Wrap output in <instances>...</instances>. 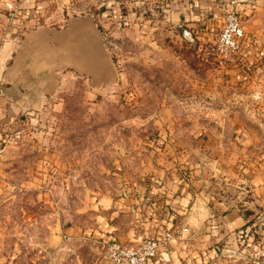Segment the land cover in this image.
<instances>
[{"label": "rangeland", "instance_id": "1", "mask_svg": "<svg viewBox=\"0 0 264 264\" xmlns=\"http://www.w3.org/2000/svg\"><path fill=\"white\" fill-rule=\"evenodd\" d=\"M220 1L202 30L171 0H0V42L40 23L59 24L48 17L54 11L99 14L116 78L112 89L89 98L91 89L75 80L43 112L22 115L20 129L8 118L0 139V264H103L99 231L120 218L117 199L158 167L178 170V138L209 126L215 111L208 107L225 100L211 94L225 89L222 77L213 80L225 62L216 38L227 11L243 26L249 10L242 1ZM247 3L264 13V0ZM251 250L262 255L260 246Z\"/></svg>", "mask_w": 264, "mask_h": 264}, {"label": "crops", "instance_id": "2", "mask_svg": "<svg viewBox=\"0 0 264 264\" xmlns=\"http://www.w3.org/2000/svg\"><path fill=\"white\" fill-rule=\"evenodd\" d=\"M225 1H242L249 10L240 52L219 66L223 76L213 77L216 83L222 77L225 89L212 96L222 94L225 100L208 107L215 111L209 126L186 141L178 138L172 158L178 170L158 167L140 186L129 187L128 197L116 201L114 214L120 218L99 231L104 243L160 238L169 231L156 264H250L256 257L251 245L262 248L256 264H264V13L261 6L248 5L251 0ZM219 4L170 3L183 17L199 21L202 30L208 28L205 22L212 25ZM85 9L54 11L48 17L61 19L59 24L40 23L0 42V115L5 117L0 139L11 115L20 129L27 122L18 120L22 115L43 112L75 80L91 89L87 98L115 86V65L96 20L99 14ZM255 92L257 99L252 98Z\"/></svg>", "mask_w": 264, "mask_h": 264}, {"label": "built area", "instance_id": "3", "mask_svg": "<svg viewBox=\"0 0 264 264\" xmlns=\"http://www.w3.org/2000/svg\"><path fill=\"white\" fill-rule=\"evenodd\" d=\"M11 6V5H9ZM12 8V7H11ZM183 36H190V31L182 27ZM244 36L243 26L234 10L227 11L224 17V24L217 35L215 42V53L221 60L227 61L241 49ZM259 95L252 94V98L257 99ZM19 137V133L14 135V139ZM126 196V193H122ZM171 233L164 231L160 238L142 236L135 242H123L116 239L108 240L104 243L103 264H156L155 259L159 249L165 245Z\"/></svg>", "mask_w": 264, "mask_h": 264}]
</instances>
